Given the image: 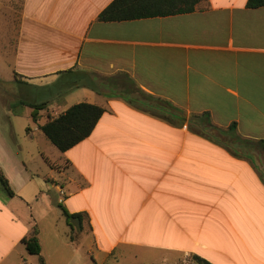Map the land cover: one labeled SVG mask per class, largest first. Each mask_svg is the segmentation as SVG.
<instances>
[{
	"label": "crops",
	"instance_id": "1",
	"mask_svg": "<svg viewBox=\"0 0 264 264\" xmlns=\"http://www.w3.org/2000/svg\"><path fill=\"white\" fill-rule=\"evenodd\" d=\"M113 1L22 0L18 21L7 17L0 82L14 93L0 103L14 108L0 104L11 125L0 121V168L14 196L0 186V264H118L148 247L162 251L154 264H179L181 253L264 264V177L252 152L264 149V7L206 0L189 14L99 21ZM21 101L48 106L35 122ZM77 103L105 113L61 152L40 127ZM159 104L185 121L160 117ZM203 114L218 140L193 131ZM11 117L37 124L30 142H15ZM62 207L89 216L75 240ZM35 228L39 255L23 243ZM154 231L168 242L142 240Z\"/></svg>",
	"mask_w": 264,
	"mask_h": 264
},
{
	"label": "trees",
	"instance_id": "2",
	"mask_svg": "<svg viewBox=\"0 0 264 264\" xmlns=\"http://www.w3.org/2000/svg\"><path fill=\"white\" fill-rule=\"evenodd\" d=\"M206 0H114L99 15V21L103 22H121L131 21L143 18L164 17L179 14H189L197 11L201 4ZM247 7L250 9L264 7V0H248ZM21 106H29L33 109L32 118L35 122L39 119V111L47 108L48 103H28L20 102ZM160 117L168 120L171 116L177 120L185 121V118L176 113V108L172 104H159L157 106ZM105 113V108L89 104L77 103L70 106L66 111L58 116L47 119L46 123L40 127L43 135L48 139L59 151L66 152L88 138L94 131L97 123ZM179 118V119H178ZM195 126L200 124V120L205 123L202 129L194 128L193 131L209 140L217 139L215 134L206 133V129L216 130L217 128L211 123L207 114L193 116ZM194 122V121H193ZM230 130H234L231 127ZM241 143L246 145H254L249 139H240ZM264 145V140L259 142ZM0 186L8 196H14L8 179L0 168ZM63 212L71 229V240H75L78 236L76 230H84V220L89 216L86 213H69L64 207ZM39 230L35 228L30 235L23 240L28 252L32 255L41 253V245L39 242ZM197 264H212L208 260L194 255ZM111 260H109L110 262ZM40 264H45L43 258ZM109 264V263H107Z\"/></svg>",
	"mask_w": 264,
	"mask_h": 264
},
{
	"label": "rangeland",
	"instance_id": "3",
	"mask_svg": "<svg viewBox=\"0 0 264 264\" xmlns=\"http://www.w3.org/2000/svg\"><path fill=\"white\" fill-rule=\"evenodd\" d=\"M5 1L4 4H0V47L2 43H4V40H7V35L6 33H2V31H7L5 27L7 26V23L10 21L7 19V17L15 16L16 18L19 17L20 11H21V3L22 0H1ZM18 21V18L16 19ZM0 54L3 55V52H0ZM6 76H4V79L0 82V92L1 94L7 95V94H12L10 92V84L5 81ZM13 89V88H12ZM6 101V99H4ZM1 104V103H0ZM3 107H8L10 109L14 108V104L10 103L8 104L7 102H2L1 104ZM3 109L0 106V121L5 125L6 127L9 128L11 126L9 124V120L6 119V117H3L2 113ZM11 120L13 121V128L15 129L16 134H19V136H23L22 140L16 136L15 137V142L18 141H24V142H30L31 140L29 137H24L27 135L26 128L31 126L32 128L37 127V124L34 123L32 120L28 119L27 117H18L14 118L11 117ZM5 123V124H4ZM38 131L36 132V135H39ZM27 138V139H26ZM52 146V145H51ZM253 152V156L255 159V162L258 163L257 167L261 166V173L262 176L264 177V149H256ZM53 198L55 199V206H57V203L62 196L59 194H56L55 192L53 193ZM80 231L76 230V235H78ZM142 240L150 243V244H155V243H161V242H168V237L165 233H162L161 231H154V232H144L142 235ZM176 241L182 242V237H176ZM129 249V248H127ZM126 254L124 255V258L120 261L118 264H154L158 259H161L162 251L157 250L156 248L148 247V248H143L138 250V253L136 255L132 253V251L127 250L125 252ZM177 262L179 264H197L196 261L194 260L193 255H184L181 253L179 257H177Z\"/></svg>",
	"mask_w": 264,
	"mask_h": 264
}]
</instances>
